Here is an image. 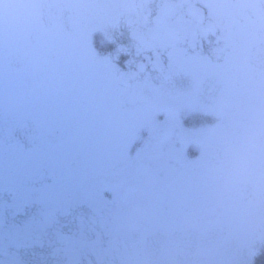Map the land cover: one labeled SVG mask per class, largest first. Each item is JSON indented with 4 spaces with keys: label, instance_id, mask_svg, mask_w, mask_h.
<instances>
[{
    "label": "flooded vegetation",
    "instance_id": "1",
    "mask_svg": "<svg viewBox=\"0 0 264 264\" xmlns=\"http://www.w3.org/2000/svg\"><path fill=\"white\" fill-rule=\"evenodd\" d=\"M235 207L264 241V0H0V264H223Z\"/></svg>",
    "mask_w": 264,
    "mask_h": 264
},
{
    "label": "rangeland",
    "instance_id": "2",
    "mask_svg": "<svg viewBox=\"0 0 264 264\" xmlns=\"http://www.w3.org/2000/svg\"><path fill=\"white\" fill-rule=\"evenodd\" d=\"M151 112V110L143 109L141 111H135L133 112V122L131 126H133L135 129H147L149 128V124L147 123V115ZM142 129V130H143ZM205 143H202L204 145ZM219 175H223V173H219ZM225 179H222L218 182H216L215 188L218 190L220 187H218V183L222 184L225 183ZM228 188V187H226ZM229 211H233L231 213L232 219V226L233 221L239 222L240 227L234 228L232 230H240V237L237 236L234 239V236L227 235L226 232H223V236L221 238H217L215 243H209L211 246H217L220 243L225 242V246L222 245L221 248L217 249L215 247L214 252L212 254L213 260H216V258H220V262L223 264H253L254 258L257 254H259L264 248L260 246L262 245L264 241H262L260 244L259 242L256 244V239L260 236L259 233L262 231L258 230V232H255V235L252 236L251 240H255L254 242H250L248 240L249 233L254 230L252 227H249L250 225H254V222L258 221L259 219L254 216V210H247L245 207H235L231 208ZM261 212H264V208L261 209ZM261 222V221H258ZM168 231H170V228H166ZM252 229V230H251ZM169 233V232H167ZM226 236V237H225ZM225 237V238H224ZM262 248V250L260 249ZM246 250V251H243ZM250 251V253H249ZM248 254V255H247ZM214 262V261H213ZM198 263V262H196ZM192 264V263H188Z\"/></svg>",
    "mask_w": 264,
    "mask_h": 264
},
{
    "label": "trees",
    "instance_id": "3",
    "mask_svg": "<svg viewBox=\"0 0 264 264\" xmlns=\"http://www.w3.org/2000/svg\"><path fill=\"white\" fill-rule=\"evenodd\" d=\"M253 264H264V250L255 256Z\"/></svg>",
    "mask_w": 264,
    "mask_h": 264
}]
</instances>
